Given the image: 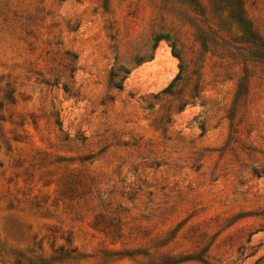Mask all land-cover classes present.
<instances>
[{"label":"rangeland","instance_id":"374dc122","mask_svg":"<svg viewBox=\"0 0 264 264\" xmlns=\"http://www.w3.org/2000/svg\"><path fill=\"white\" fill-rule=\"evenodd\" d=\"M0 264H264V0H0Z\"/></svg>","mask_w":264,"mask_h":264}]
</instances>
